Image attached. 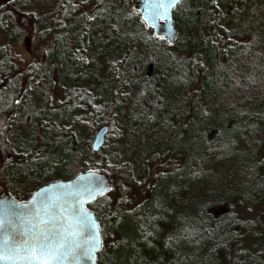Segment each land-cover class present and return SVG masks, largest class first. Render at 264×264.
<instances>
[{
    "label": "trees",
    "instance_id": "1",
    "mask_svg": "<svg viewBox=\"0 0 264 264\" xmlns=\"http://www.w3.org/2000/svg\"><path fill=\"white\" fill-rule=\"evenodd\" d=\"M137 1L0 7V197L27 201L97 171L113 183L87 204L99 264H228L237 246L238 264H264V0H182L174 45L146 28ZM24 35L48 40L41 65L11 55ZM228 159L237 162L191 190ZM153 173L135 204L130 193Z\"/></svg>",
    "mask_w": 264,
    "mask_h": 264
},
{
    "label": "snow or ice",
    "instance_id": "2",
    "mask_svg": "<svg viewBox=\"0 0 264 264\" xmlns=\"http://www.w3.org/2000/svg\"><path fill=\"white\" fill-rule=\"evenodd\" d=\"M175 2L176 0H146V8H150L152 19L166 22L169 8ZM61 187L65 188V191L54 203L40 206L39 198L28 202L29 205L35 206L28 220L31 225L28 233H16L15 225L10 221L5 228L6 221L0 218V230L4 231L3 237L0 238V264H14L16 261H27L28 264H57L67 260L70 254L81 247L79 241L83 229L87 226L96 229V233L89 237V254L100 246L99 225L90 219V213L84 208V203L86 199L93 198L97 192L102 193L103 190L99 187L93 190L92 186L79 184ZM11 206L14 207L15 202H12ZM18 235L23 238L18 239Z\"/></svg>",
    "mask_w": 264,
    "mask_h": 264
},
{
    "label": "water",
    "instance_id": "3",
    "mask_svg": "<svg viewBox=\"0 0 264 264\" xmlns=\"http://www.w3.org/2000/svg\"><path fill=\"white\" fill-rule=\"evenodd\" d=\"M181 1L182 0H176V2L171 5L166 22L164 20L151 18V10L150 8H146V0H138L134 3L133 10L140 14L141 20L144 22L146 28L153 32L155 38L164 39L168 45H174L178 38V28L175 25L174 10L181 3ZM166 2H168V0H166ZM108 131V126H102L97 131L92 144L95 152L100 151V149L104 146ZM73 184H79L85 187L92 186L93 190L99 187L103 190L102 193L97 192L93 198L86 199L84 203V208L90 213V219L95 220L99 225L98 235L101 244L89 254V237L96 233V229L91 226H87L83 229V234L79 241L81 247L78 248L75 253L70 254L67 260L59 261L57 264H99L98 253L103 246L101 228L95 213L88 208L87 204L95 201L98 197L103 196L112 190L110 179L104 173L97 171L81 172L72 179L51 182L37 189L27 201H19L9 193L5 194L0 197V218H3L6 221L5 228L8 227V222L10 221L15 225L14 231L16 233H28V229L31 227L28 220L30 219V213L35 207L34 205H29L28 202L30 200L35 201L39 198L41 201L40 206H44L47 203H54L56 198L58 196H62L65 191V188L61 186ZM12 202H15L14 207L11 206ZM13 213H15V215H13ZM3 235L4 231L0 230V238H2ZM17 238L22 239L23 237L18 235ZM89 255H91V258H89ZM5 264H8V262H5ZM14 264H28V262L16 261Z\"/></svg>",
    "mask_w": 264,
    "mask_h": 264
},
{
    "label": "rangeland",
    "instance_id": "4",
    "mask_svg": "<svg viewBox=\"0 0 264 264\" xmlns=\"http://www.w3.org/2000/svg\"><path fill=\"white\" fill-rule=\"evenodd\" d=\"M7 1L10 0H0V7L3 6L4 3ZM48 43H49L48 40H37L36 38L30 37L29 35H24L21 41L19 42V44L11 46L10 52L11 55L14 57L17 65H19L22 68L30 64L39 66L43 61V54L45 50L48 48ZM7 45H9L8 36H5V38L0 37V47H4ZM191 83H193V81ZM194 87L195 86H193L192 88ZM63 96L64 94L62 92V89L58 85L55 86L51 94V104L53 105L58 104L63 99ZM39 104H41V102ZM236 148L240 151H244V149L239 144H236ZM236 162L237 160H231V159L225 160L221 167H217L215 169L210 170L208 172L209 175L204 177L203 180L191 181L190 183L191 190L193 192L204 191L207 180L211 175L222 173L226 168L231 167ZM155 167H156L155 170L156 173L164 172L168 170V160H165L160 164L156 163ZM153 175L154 177L152 179L139 181L138 186H140V188L130 193L132 202H134L135 204L139 203V201L142 200L143 196L147 194L148 190H146V187L150 188V186L153 184V181L155 180V173H153ZM143 181H146V184L144 186L142 185ZM110 182L112 183V181ZM117 196L114 197V195L109 194V198L110 199L114 198L113 200L114 202L117 201ZM240 250L241 248L239 246L234 247V249L231 250L228 264H238L239 262L238 252Z\"/></svg>",
    "mask_w": 264,
    "mask_h": 264
}]
</instances>
